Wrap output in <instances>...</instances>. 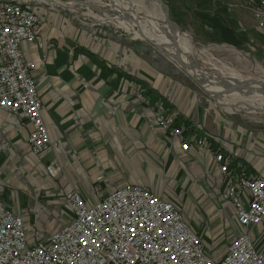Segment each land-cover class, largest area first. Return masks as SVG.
Returning a JSON list of instances; mask_svg holds the SVG:
<instances>
[{"label":"crops","instance_id":"obj_1","mask_svg":"<svg viewBox=\"0 0 264 264\" xmlns=\"http://www.w3.org/2000/svg\"><path fill=\"white\" fill-rule=\"evenodd\" d=\"M171 1L174 18L190 20L204 40L246 49L259 37L248 0ZM31 5L43 19L46 44L22 49L37 62L34 80L51 147L34 155L31 127L0 110V217L6 210L23 213L32 243L69 222V191L95 203L118 186L137 184L178 206L211 257L223 258L243 232L264 252V223L241 227L222 196L242 170L264 177V130L256 134L250 123L228 116L145 42L87 24L83 13L66 7ZM138 92L186 127L189 150L155 123ZM194 136L204 137L205 146L194 145ZM217 152L233 155L230 176L218 174Z\"/></svg>","mask_w":264,"mask_h":264},{"label":"built area","instance_id":"obj_2","mask_svg":"<svg viewBox=\"0 0 264 264\" xmlns=\"http://www.w3.org/2000/svg\"><path fill=\"white\" fill-rule=\"evenodd\" d=\"M34 2L0 0V110L31 127L28 143L40 156L50 149L51 138L34 80L37 62L22 49L24 43L40 49L46 44ZM247 6L264 40V0H250ZM136 98L168 137L179 139L182 149L189 150L186 127L177 126L175 118L143 92ZM192 143L204 147L206 139L194 136ZM232 158L215 154L222 178L231 175ZM222 196L241 227L264 223V177L242 170L235 178L231 175ZM66 200L72 213L69 222L32 243L23 213L6 210L0 217V264H264V252L256 248L249 232L236 237L223 258L211 257L184 212L147 186H118L95 203L71 190Z\"/></svg>","mask_w":264,"mask_h":264},{"label":"rangeland","instance_id":"obj_3","mask_svg":"<svg viewBox=\"0 0 264 264\" xmlns=\"http://www.w3.org/2000/svg\"><path fill=\"white\" fill-rule=\"evenodd\" d=\"M33 1H35L34 4H37V6L38 5L44 6L46 4V6H48L51 9H59L62 7H66L69 9V11L80 12V14L83 13L84 16H86L85 19H83V22L87 24L93 23L103 27L111 28L113 30L122 31L128 34L129 37L137 38L139 41L145 42L149 46L159 51L167 60H169L174 66H176L177 72H182L183 74L187 75L188 78L192 80V83H194V86H196L198 90L207 93L203 88H201L197 83L193 81V79L189 76V74H187L182 69V67L178 64L176 60L172 59L167 53L163 51V49L159 48V46H157L155 42L145 39L137 35L133 30H127L125 27L115 22L102 19L104 18V16L106 17L107 15L110 14L116 16H122L123 11L125 10L128 11L130 15L132 11L134 12L137 11L136 7L130 9V6L126 5V1L119 0L121 4H118L119 1L117 2L114 0H47V3L42 2L40 0H33ZM163 1L169 7L171 19L174 22H176L175 19H177V21L182 25L179 27L180 28L182 27L181 29L183 30V32L184 31L189 33L190 31L192 32L193 35H191L190 33V37L191 38L193 37L191 39L193 42L192 44L198 50V55L200 54L199 55V59L201 61L200 69L203 72L218 78H223V80H226L227 77L232 75V73H236L242 75L245 79L251 78L254 80L264 81V40L256 27H255V30L257 31L256 35L258 34L259 36L257 38V41L253 40L252 45L250 47L247 46L246 49H236L233 46L226 45L217 40H213V39L204 40L203 38H201L197 30L195 29L192 30L190 28L191 25L190 20L180 17L174 18V13H172L171 11V6L175 4L171 0H163ZM249 1L250 0L246 2V6ZM251 1H256V0H251ZM87 3H91V4L89 5ZM143 6L144 9L146 8L148 10H151L153 8V3L151 2V0H143ZM233 81L235 82L236 80L233 79ZM216 103L219 102L216 101ZM220 108L228 116L239 117L241 121L250 123L254 127L255 129L254 131L256 132V134H260L261 133L260 130L262 129L264 130V111L249 112L246 109L227 111L224 106ZM247 174L251 176L250 173ZM183 205L186 207V204H184V202L182 201V203H180L179 206L183 208ZM201 208L205 212V208L204 207ZM215 246L216 244H212V243L208 244V248Z\"/></svg>","mask_w":264,"mask_h":264},{"label":"bare ground","instance_id":"obj_4","mask_svg":"<svg viewBox=\"0 0 264 264\" xmlns=\"http://www.w3.org/2000/svg\"><path fill=\"white\" fill-rule=\"evenodd\" d=\"M42 1L47 3V0ZM114 1L118 2L119 0ZM124 1H126V5L130 6V9L136 7L137 11H132L130 15V13L125 10L122 16L110 14L106 17L104 16L102 19L115 22L125 27L127 30H133L137 35L155 42L159 48L163 49V51L174 60L179 56L183 68H185L191 76L195 77L205 90L210 92L216 101L224 106L227 111L240 109H246L249 112L264 111V81L251 78L245 79L242 75L236 73H232L226 80H223V78H218L203 72L200 69V54L198 55V50L192 44L193 42L191 39L193 37L191 38L188 32H183L180 28L177 29L175 42L174 31L172 27L167 24L164 16V7L160 3L151 0L153 8L148 10L146 8L144 9L143 0ZM87 4L90 5L91 3ZM118 4H121V2L119 1ZM233 79L236 81L234 82ZM251 80H254V82L252 81L249 87L239 86L240 82L250 83L249 81Z\"/></svg>","mask_w":264,"mask_h":264},{"label":"water","instance_id":"obj_5","mask_svg":"<svg viewBox=\"0 0 264 264\" xmlns=\"http://www.w3.org/2000/svg\"><path fill=\"white\" fill-rule=\"evenodd\" d=\"M154 1H156L157 3H160V4L164 7V16H165L166 22H167V24H168L170 27H172V29H173V31H174V39H175V42H176L177 29H180L179 25L171 19V17H170V10H169V7H168V5H167L163 0H154ZM176 60H177L178 64L182 67V69H183L187 74H189V73L185 70V68H183V64H182L181 58L178 56ZM189 76L193 79V81H194L195 83H197L201 88H203V89L205 90V88H204V87H203V86H202V85L196 80L195 77L191 76L190 74H189ZM252 81L254 82V80L249 81L250 83H248V82H246V83H242V82H240V83H239V86H240V87H243V86L249 87V85L252 84ZM205 91H206V90H205ZM206 92H207V93L213 98V96L211 95L210 92H208V91H206ZM213 99L216 100L215 98H213ZM217 105L220 106V107H222V105L219 104V103H217Z\"/></svg>","mask_w":264,"mask_h":264}]
</instances>
